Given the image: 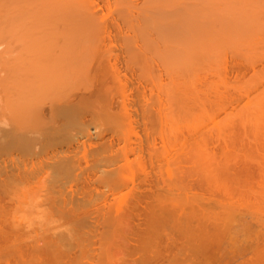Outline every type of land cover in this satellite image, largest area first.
<instances>
[{
    "label": "bare ground",
    "instance_id": "6f19581e",
    "mask_svg": "<svg viewBox=\"0 0 264 264\" xmlns=\"http://www.w3.org/2000/svg\"><path fill=\"white\" fill-rule=\"evenodd\" d=\"M0 264H264V0H0Z\"/></svg>",
    "mask_w": 264,
    "mask_h": 264
}]
</instances>
